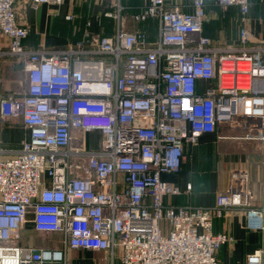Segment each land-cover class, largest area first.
Listing matches in <instances>:
<instances>
[{"label": "built area", "instance_id": "2783aa9c", "mask_svg": "<svg viewBox=\"0 0 264 264\" xmlns=\"http://www.w3.org/2000/svg\"><path fill=\"white\" fill-rule=\"evenodd\" d=\"M64 0H31L61 5ZM112 33L76 47L28 50V28L17 22V0H0V30L9 53L26 57L27 87L0 94V119L20 117L29 130L19 149L0 158V264H64L63 249L24 248L17 239L29 209L42 232H59L64 246L121 250V264H218L231 236L213 221L228 208L244 210L264 232V205L232 186L211 206L171 204L189 193L163 179L180 170L184 146L221 124L244 119L245 139L264 143V43L251 45L252 0H138L136 22H156V36L124 30L115 0ZM264 4V0L258 1ZM238 11L236 46L204 33L217 8ZM73 16L67 14L66 20ZM96 130L97 148L75 132ZM257 131V132H256ZM264 264V247L246 256Z\"/></svg>", "mask_w": 264, "mask_h": 264}, {"label": "crops", "instance_id": "0c3cea01", "mask_svg": "<svg viewBox=\"0 0 264 264\" xmlns=\"http://www.w3.org/2000/svg\"><path fill=\"white\" fill-rule=\"evenodd\" d=\"M75 2L64 0L61 5L43 3L34 9L30 0H19L15 4L16 19L29 30L23 39L25 48L51 50L76 47V44L86 39L84 31L87 20L92 26L86 40H96L115 29V22L104 15L106 10L101 11L97 3L78 10ZM67 14L73 18L66 20ZM252 21L251 15L248 17V26L254 35ZM135 25L146 28L150 39L155 38L157 32L154 20ZM9 43V37L0 30L1 95L20 94L27 87L26 57L10 54ZM251 128L244 119H240L230 125L221 124L213 132L202 133L194 144H185L180 170L165 173L162 177L182 191L187 183H191L192 189L189 193L166 196L164 200L171 204L211 206L218 192L241 186L251 191L252 208L263 206L264 143L243 138L244 133ZM75 132L83 141L90 131ZM28 136L29 130L20 117L0 119V158L12 155ZM247 217L244 210L228 208L221 217L214 219L213 230L224 231L231 236V240L216 252L218 264H246L249 253L264 247L262 224L252 222ZM5 243L24 248L63 249L64 264H121L120 249H116L114 256H111L108 250L70 248L64 246L61 233L36 230L32 209L26 214L20 236Z\"/></svg>", "mask_w": 264, "mask_h": 264}, {"label": "rangeland", "instance_id": "374dc122", "mask_svg": "<svg viewBox=\"0 0 264 264\" xmlns=\"http://www.w3.org/2000/svg\"><path fill=\"white\" fill-rule=\"evenodd\" d=\"M253 4L248 15H252V28H250V44L262 45L264 43V4H260L259 0H252ZM97 3V4H96ZM115 0H76V9L82 10L86 7L90 8L91 5H99L101 11H115ZM137 0H121L122 5L128 6L121 13L122 29L124 30H147L146 28H140L135 25L136 22L132 19L133 6H135ZM99 9V8H98ZM105 11V12H106ZM104 12V13H105ZM89 13V12H88ZM99 17V16H98ZM238 11L235 7L220 9L217 8L213 14L208 15L204 25V33L212 38V40L219 46H236L237 42V27H238ZM111 20H115L110 17ZM132 24V25H131ZM114 31V30H113ZM112 31V32H113ZM111 32V33H112ZM264 60V59H263ZM85 137V136H84ZM84 144L89 148H97L100 143V135L96 130L90 131L86 138H84Z\"/></svg>", "mask_w": 264, "mask_h": 264}, {"label": "water", "instance_id": "95a60500", "mask_svg": "<svg viewBox=\"0 0 264 264\" xmlns=\"http://www.w3.org/2000/svg\"><path fill=\"white\" fill-rule=\"evenodd\" d=\"M18 1H19V0H17V2H18ZM30 1H31V0H30ZM17 2H16V3H17ZM16 3H15V4H16ZM14 12H15V5H14ZM15 16H16V13H15ZM16 20H17V19H16Z\"/></svg>", "mask_w": 264, "mask_h": 264}]
</instances>
